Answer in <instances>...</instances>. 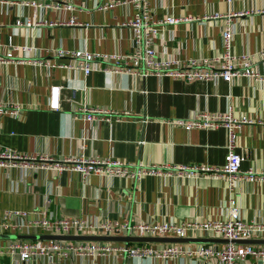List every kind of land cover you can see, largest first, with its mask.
Segmentation results:
<instances>
[{
    "label": "crops",
    "instance_id": "crops-1",
    "mask_svg": "<svg viewBox=\"0 0 264 264\" xmlns=\"http://www.w3.org/2000/svg\"><path fill=\"white\" fill-rule=\"evenodd\" d=\"M28 1L48 7H35L26 4ZM107 1L110 0H0L3 52L7 45L31 48L29 57H23L18 50L13 59L0 60V100L21 107L18 114L0 116V150L22 156L46 155L56 161L81 154L112 158L160 167L163 172L145 175L138 181L91 175L83 182L77 171L3 165L0 217L6 211L22 210L29 212V218L41 217L45 211L56 217L95 222L105 218L203 222L229 218V201L234 199L243 220L264 222V179L236 178L230 184L223 175L179 176L164 168L224 166V128L187 131L169 121L185 120L198 112L231 109L234 115H246L252 120L238 132L235 150L242 158L240 174L264 172V81L241 76L231 82L221 78L188 82L169 76L101 71L84 75L59 67L68 59L49 51L57 47L98 53L131 50L132 32L124 23L133 18L137 9L133 4L103 10L97 7ZM68 2L72 9L65 8ZM147 6L155 20L167 16L179 20L161 27L155 41L158 56L180 60L217 57L223 51L222 26L230 19L234 26L232 53L251 55L252 66L264 75V0H147ZM72 17L80 25L69 24ZM16 20H29L33 25L17 27ZM36 60L51 66L38 65ZM52 85L59 86L60 91L57 111L48 105ZM85 104L109 110L110 120L74 119V113ZM0 234L27 233L9 230ZM10 240L13 239L0 238V264H221L194 257L154 259L118 254L68 258L54 254L51 258L38 256L21 261L7 249ZM164 243L167 242L150 244L158 247ZM238 264L264 263L246 258Z\"/></svg>",
    "mask_w": 264,
    "mask_h": 264
},
{
    "label": "built area",
    "instance_id": "built-area-1",
    "mask_svg": "<svg viewBox=\"0 0 264 264\" xmlns=\"http://www.w3.org/2000/svg\"><path fill=\"white\" fill-rule=\"evenodd\" d=\"M102 1V0H99ZM26 4L40 7H48L36 1H28ZM133 4L137 11L133 18L124 23L129 26L132 36V47L126 53H98L86 49L67 50L57 47L49 50L56 57H65L67 63L59 64V67L69 71H81L88 75L94 71L106 74L127 73L138 76L153 75L158 78L169 76L185 81H216L219 78L231 82L235 77L250 76L256 80L264 81V75H260L254 69L253 57L249 54L235 55L231 51V42L234 34L233 22L227 19L222 26L223 51L214 58H191L180 60L176 57H160L155 51V41L160 36L161 27L175 24L179 20L173 16H167L163 20H155L147 6V0H110L97 6L100 9L112 8L115 5ZM66 9H72L71 3H65ZM69 24H79L72 17ZM17 27H31L29 20L22 22L16 20ZM80 25V24H79ZM20 50L23 57H29L30 47L7 45L3 52L0 42V60L6 62L14 58V52ZM38 65H47L42 60H36ZM54 66V65H53ZM59 86L52 85L48 94V105L52 110H58ZM21 107L13 102L0 100V116L20 113ZM112 114L105 108L83 105L74 113L73 118H82L86 121L105 119L109 121ZM106 116V117H105ZM252 120L246 116H236L231 109L226 112H198L188 119H172L169 123L180 125L185 130L224 128L226 131V162L222 167L210 166H182L168 169L167 172H176L179 176L198 177L202 174L224 176L232 184L236 178H244L249 181L264 179V172L248 171L240 174L241 156L236 152L238 132L243 124H249ZM32 161H38L37 164ZM21 164L36 170L50 169L56 171H77L81 174L83 182L91 175L107 177H123L138 181L145 175L160 174L162 169L156 166H139L127 163L119 159L99 158L93 156H67L61 160H53L42 155L22 156L15 151L0 150V166H14ZM49 198L46 203H49ZM9 230L27 234L48 235H111V236H139V237H204L223 238L230 240H248L264 236V222H248L240 217L235 200L229 201V218L224 220L203 221L187 219L181 222H137L130 219L105 218L99 222L84 218L56 217L52 213L43 211L42 216L29 218V212L22 210L6 211L0 217V233ZM7 249L12 256L21 261L30 260L38 256L52 257L54 254L63 258L69 256H110L118 254L130 258H200L202 260L217 261L221 264H238L246 258H253L264 263V245L249 243L228 242L222 245L213 243H164L154 247L150 243L129 245L126 243L114 244L109 241H84V240H30L13 239L7 243Z\"/></svg>",
    "mask_w": 264,
    "mask_h": 264
},
{
    "label": "water",
    "instance_id": "water-1",
    "mask_svg": "<svg viewBox=\"0 0 264 264\" xmlns=\"http://www.w3.org/2000/svg\"><path fill=\"white\" fill-rule=\"evenodd\" d=\"M0 238L11 239H58V240H84V241H109V242H139V243H154V242H167V243H249V244H264V239H248V240H228L221 238H204V237H139V236H111V235H5L0 234Z\"/></svg>",
    "mask_w": 264,
    "mask_h": 264
}]
</instances>
